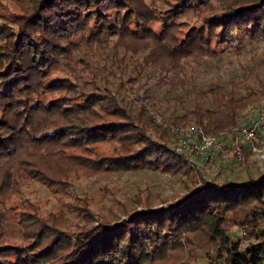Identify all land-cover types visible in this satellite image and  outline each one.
Returning <instances> with one entry per match:
<instances>
[{"label":"trees","instance_id":"trees-1","mask_svg":"<svg viewBox=\"0 0 264 264\" xmlns=\"http://www.w3.org/2000/svg\"><path fill=\"white\" fill-rule=\"evenodd\" d=\"M12 1L16 9L0 13V239L10 235L16 242H0V264H156L175 243L185 246L184 231L198 226L218 247L200 262L182 264H264V223L253 218L244 244L224 235L228 209L247 205L250 215L259 212L264 169L241 181H195L183 154L168 146L163 133L151 134L154 122L146 111V105L157 108L150 71L176 87L167 78L173 71L233 49L241 36H264V0ZM80 44L108 49L110 63L126 80H141L137 100L82 89L71 74L51 72L60 64L72 72ZM184 91L195 95L191 107L163 118L192 119L209 131L232 125L236 109L257 92H237L217 81ZM103 140L112 147L96 151L93 143ZM83 166L161 168L194 180L177 197L132 207L116 220L74 206L89 217L68 229L61 227L60 212L43 216L30 201L7 202L19 176L64 186L69 172Z\"/></svg>","mask_w":264,"mask_h":264},{"label":"rangeland","instance_id":"rangeland-1","mask_svg":"<svg viewBox=\"0 0 264 264\" xmlns=\"http://www.w3.org/2000/svg\"><path fill=\"white\" fill-rule=\"evenodd\" d=\"M13 9H16V6L12 0H0L1 14ZM184 16L192 17L190 13ZM77 37L78 34L73 35L74 40ZM235 44L233 49L220 52L215 58H198L178 71L170 73L167 78L176 80V87L168 88V84L162 82V79L157 81L155 72H149L147 81L151 83L150 93L154 98V105L157 106L154 110L146 105V111L150 113L154 122V125L149 127L152 135L163 133L168 146L174 148L175 142L169 127L196 121L187 119L170 122L164 119L163 115L171 110L174 114H181L191 107L195 95L192 91L184 90L194 87L205 88L216 81L227 87L231 86L237 92H245L248 89L257 92L251 101L236 109L235 122L232 125L217 131L205 130L206 132L216 133L233 129L255 109L264 106V36L250 39L241 36ZM81 55L86 58V63L79 59ZM74 56L72 72L63 64L57 65L51 72L71 74L82 84V89H99L102 92L109 90L124 100L135 101L137 95L142 93L139 87L141 80H126V73L121 74L118 68L110 63L108 49L85 48L84 44H80L74 51ZM119 82L122 83L118 84ZM257 139L254 141V150L246 148L239 140L233 143L225 136L220 139V145L207 149L205 153L185 149L177 151L181 152L194 167L195 181L202 178L218 184L223 180L241 181L264 169V123ZM112 145L110 140L93 143L94 149L98 152H107ZM235 146L240 150L238 158L234 154ZM19 178V188L9 196L7 202L20 206L30 201L35 211L43 216L60 212L63 214L61 227L65 229L81 225L86 222L85 218L89 217L87 214H78V209L74 206L82 205L93 215L116 220L132 207L143 205L153 207L177 197L194 180L189 173L161 168L95 170L86 166L70 171L65 178L64 186L47 185L26 176ZM259 205L256 207L259 212L252 215L247 205H237L228 209L226 213L230 214V217L224 231L225 237L244 244L249 238L248 230L253 218L264 223V201ZM183 235L186 245L175 243L170 254L156 261V264H182L194 260L200 262L204 259L205 252H214L218 247L217 241L210 240L209 232L204 226L185 230ZM0 242L14 243L16 238L7 235L1 237Z\"/></svg>","mask_w":264,"mask_h":264},{"label":"built area","instance_id":"built-area-1","mask_svg":"<svg viewBox=\"0 0 264 264\" xmlns=\"http://www.w3.org/2000/svg\"><path fill=\"white\" fill-rule=\"evenodd\" d=\"M264 123V106L255 109L233 129L211 133L206 132L202 127L194 122L184 124H174L169 130L174 138V148L176 150H191L198 153H205L207 149H212L220 145V139L229 137L233 143L239 140L246 148L254 150V141L258 140L259 130ZM234 154L238 158L240 150L235 146Z\"/></svg>","mask_w":264,"mask_h":264}]
</instances>
